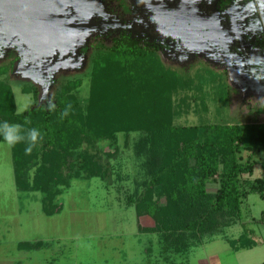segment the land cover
Here are the masks:
<instances>
[{"label": "rangeland", "instance_id": "rangeland-1", "mask_svg": "<svg viewBox=\"0 0 264 264\" xmlns=\"http://www.w3.org/2000/svg\"><path fill=\"white\" fill-rule=\"evenodd\" d=\"M14 1L19 8L28 4V0ZM56 2L41 0L40 4L59 20L62 48L47 46L42 40L40 46L47 47L37 51L21 38L9 40L0 35V66L14 61L5 80L11 86L17 113L35 103L31 92H23L25 87L37 90L39 105L59 83L80 78L79 95L86 97L95 43L110 45L123 28L128 34L122 35L137 40L133 29L138 24L142 33L161 36L158 41H137L155 47L165 67L191 81L172 97V126H245L244 143L255 144V137L264 129V0H231L220 10L215 8L216 0H150L160 8L165 29L175 38L165 32L145 2L138 16L117 9L115 0V31L105 25V19L101 27L93 26L96 4L90 1L64 8L54 7ZM121 12L124 15L116 17ZM161 38L169 40L168 48L161 46ZM6 42L11 45L6 46ZM156 42L161 44L154 45ZM172 44L177 48L170 49ZM47 71L49 76L45 77ZM145 139V133L119 134V153L110 160L111 180L73 179L57 198L60 210L53 216L42 211L39 193L16 189L11 146L1 140L0 264H263L264 199L255 193L247 196L239 219L222 236L197 244L184 254H160L157 237L139 230V226L151 227L152 220L137 218L128 202L137 181L144 179V152L149 146ZM241 155L245 159L248 153L242 151ZM254 160L250 180L264 176V152H258ZM216 188L214 182L206 186L208 192ZM242 234L256 244L235 252L225 238L236 240ZM36 241L45 246L35 251L17 247L20 242Z\"/></svg>", "mask_w": 264, "mask_h": 264}, {"label": "trees", "instance_id": "trees-1", "mask_svg": "<svg viewBox=\"0 0 264 264\" xmlns=\"http://www.w3.org/2000/svg\"><path fill=\"white\" fill-rule=\"evenodd\" d=\"M13 64L11 60L0 66V122L41 133L42 140L30 155L23 143L11 147V154L16 189L39 193L46 215L60 210L57 198L73 179L100 178L108 183L110 160L119 153L117 136L135 132L145 133L149 146L144 152V179L137 181L128 202L137 218L152 220L151 227L139 230L157 237L161 255L184 254L222 236L239 219L250 193L264 199V176L248 178L256 165L254 156L264 152V129L255 144L246 145L245 126H172V97L191 81L165 67L155 47L129 35L112 38L108 46L95 43L86 97L79 95L80 78L59 83L39 105L37 90L25 87L23 92H31L35 103L21 113L16 112L5 80ZM66 109L68 115L62 116ZM242 151L248 153L245 159ZM209 182L216 183L214 192L207 191ZM225 240L235 252L256 244L244 234ZM44 246L36 241L17 247L35 251Z\"/></svg>", "mask_w": 264, "mask_h": 264}, {"label": "flooded vegetation", "instance_id": "flooded-vegetation-1", "mask_svg": "<svg viewBox=\"0 0 264 264\" xmlns=\"http://www.w3.org/2000/svg\"><path fill=\"white\" fill-rule=\"evenodd\" d=\"M4 1L6 2L7 0H4ZM40 1L41 0H31V1L28 0V4H26L24 7L19 8V11L28 10V6L32 2L33 7L31 8L32 10L30 11V14L34 20H36L39 23L44 22V23H49V24H50V22H55L56 21L55 17H51V15L49 13L44 11L45 9L43 8V5L40 4ZM77 1H79V3L84 2V1L85 2L90 1L94 4H96L95 5L96 6L95 11L96 12L94 11V14H96L97 19H95V23H93V26H97V28L101 27L103 25L102 20L104 21V19H105V22H106L105 25H108L107 26L108 28L113 29L115 31V0H75L74 3H71L72 0H57L54 7H56L57 5L60 8L68 7L69 5L71 6L72 4L75 5ZM122 1H124V3L128 1V6L125 7L124 3L121 4ZM137 1H140V3H138V7L136 5ZM160 1L165 2L167 0H160ZM230 1L231 0H216L215 8L220 10L221 7H224ZM143 2H145L154 11L153 14L155 13L156 18L161 22V25H162L163 29L165 30V32L168 33L169 36L175 38L173 36V34H170L167 31V29H165L163 18L160 15V8L158 6L152 5L150 3V0H116V3H117L116 5L118 6L116 8L117 9L121 8V11L123 13H124V11L126 12L129 10L131 12L138 13V16H140V14L142 15V13H141L142 9L145 8ZM109 3H112L111 6L109 5ZM49 6L53 7V3L49 4ZM171 7H174V6H171ZM171 7H169V8H171ZM122 12L118 13L120 15H116V17L121 18V15H124ZM4 21H5V14L0 10V35L2 34L3 37L6 36L5 35L6 31L3 28V22ZM138 22L139 21H137L136 23H138ZM44 23H42V24H44ZM123 30H124L125 34H128V31L126 29L123 28ZM133 31L135 32V36H136L137 40H139V39L144 40L145 39L146 42H148L149 40L158 41L160 39L159 36H161L157 32L156 33L150 32V35H149V32L148 33H145V32L142 33L141 26L138 24H137V27L135 26ZM123 33H121L120 35H122ZM114 37H112V38H114ZM161 39L164 40V42H161L162 44L160 42H156L155 44L154 43L153 44L154 45H160L161 44V46H163L164 48H168L166 42L170 43V42H168L169 40L164 39V38H161ZM3 41H1V42H3ZM6 46H9L7 42H6ZM176 48L177 47H175V44L174 45L172 44L170 49H176Z\"/></svg>", "mask_w": 264, "mask_h": 264}, {"label": "water", "instance_id": "water-1", "mask_svg": "<svg viewBox=\"0 0 264 264\" xmlns=\"http://www.w3.org/2000/svg\"><path fill=\"white\" fill-rule=\"evenodd\" d=\"M32 7L33 4L31 2L28 6V10L19 11V4L14 0H7L6 2L0 0V10L5 14L3 28L6 31V38L9 40H11L13 36L21 38L28 42L32 49H36L37 51L52 45H58L62 48L63 46H60L59 40V20L50 22V24L44 22L39 23L34 20L30 14ZM42 40L47 42L48 45L40 46V43H43ZM8 45L11 44L8 43ZM40 76H42V74H40ZM47 76H49V73L45 77Z\"/></svg>", "mask_w": 264, "mask_h": 264}, {"label": "clouds", "instance_id": "clouds-1", "mask_svg": "<svg viewBox=\"0 0 264 264\" xmlns=\"http://www.w3.org/2000/svg\"><path fill=\"white\" fill-rule=\"evenodd\" d=\"M54 107V104L49 101V109L54 110ZM67 115L68 110L66 109L62 113V116ZM0 138L11 147H15L21 143L25 144L24 152L26 155H30L42 140L41 133L38 129L25 128L22 124L10 123L7 120L0 122Z\"/></svg>", "mask_w": 264, "mask_h": 264}]
</instances>
